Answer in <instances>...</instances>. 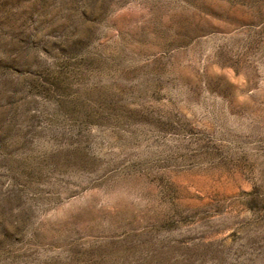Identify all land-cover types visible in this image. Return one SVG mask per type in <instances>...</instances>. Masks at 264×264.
I'll return each instance as SVG.
<instances>
[{"label": "rangeland", "instance_id": "1", "mask_svg": "<svg viewBox=\"0 0 264 264\" xmlns=\"http://www.w3.org/2000/svg\"><path fill=\"white\" fill-rule=\"evenodd\" d=\"M0 264H264V0H0Z\"/></svg>", "mask_w": 264, "mask_h": 264}]
</instances>
